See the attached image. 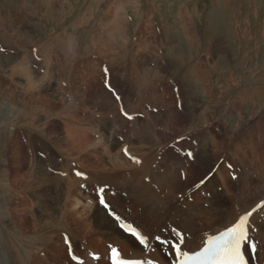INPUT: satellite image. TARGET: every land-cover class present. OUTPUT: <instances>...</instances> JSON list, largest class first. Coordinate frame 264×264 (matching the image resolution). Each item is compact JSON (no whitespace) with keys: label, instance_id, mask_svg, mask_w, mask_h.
I'll return each mask as SVG.
<instances>
[{"label":"rangeland","instance_id":"1","mask_svg":"<svg viewBox=\"0 0 264 264\" xmlns=\"http://www.w3.org/2000/svg\"><path fill=\"white\" fill-rule=\"evenodd\" d=\"M112 21L118 26L112 27ZM159 33L175 36L177 49L169 55V45L161 44L164 50L157 64L152 60L161 43ZM141 35L148 36L151 45L147 51L139 47L148 46L147 39L139 43ZM179 44L186 50L191 48V65L213 66L212 76L206 75L210 83L211 78L215 83L212 96L204 93L203 83L187 85L185 80L189 79H181L191 62L185 67L178 59L184 51ZM22 61L31 66L30 76L23 68L15 67ZM34 80L42 88L27 87ZM261 86L264 0H0V264H20L30 251L31 264H76L72 252L87 257L91 251H98L93 254L97 264H110L109 249L123 250L99 234L87 235L75 229L71 216L65 218L72 221L70 226L61 220L51 228L56 236L42 241L43 234L33 226V211L27 201L20 205L19 214L11 212L13 176L24 175L33 163L35 147L43 170L59 184H69L71 196L81 201L79 216L85 209L84 202L106 208L99 199L100 189L104 188L103 197L111 211L143 234L153 238L158 234L161 239L175 242L176 233L183 232L187 239L183 227L171 224V216L162 219L160 225L142 216L141 206L135 204L139 201L131 191L127 188L117 192L114 183L104 181L108 174L100 168H108L112 155L119 148L124 149L125 139L129 138L135 148L148 152L154 148L153 155L149 152L150 158L157 153L160 161L165 154L166 159L175 160L177 178L178 163L190 170L188 178L182 170L175 198L165 204L172 215L181 206L189 213L232 207L227 194L229 186L219 175V168H223V177L231 178V190L236 192L245 187L243 176L253 183L258 173L264 174L263 165L253 168V163L241 162L238 156L240 149L249 159L254 158L255 152L264 153V99L256 97L258 103L239 101L243 90ZM259 90L264 91V87ZM100 95L111 97L104 101L105 106L97 99ZM77 98L84 99L82 106ZM208 106L209 113L204 111ZM239 111L245 113L248 124L235 140L241 147L237 151L234 147L221 149V154L216 149L211 151L213 140H220L238 124ZM255 121L261 122L256 125ZM144 126L155 132L140 139L136 138L138 134L130 136ZM82 127L91 128L93 137L96 130L99 143L80 151L79 142L83 140L78 130ZM253 129L254 133L247 132ZM122 133L127 138H119L120 143L117 140L115 144ZM66 135L72 137V143L65 139ZM41 143L50 153L42 152L43 148L37 145ZM134 153L132 156L138 157ZM162 171L160 168L157 172ZM37 174L40 177L39 171ZM117 174V180L130 176L125 169ZM262 179L261 183L256 182L260 187L264 186V175ZM103 181L106 183L101 184ZM49 185L55 187L54 183ZM164 195L161 193V198ZM92 216L87 219L88 225L97 229ZM15 217L23 222L20 226L24 230L16 228ZM154 241L156 251L159 249L170 262L169 245ZM134 247L135 251L139 248ZM148 250L151 254L156 252L150 247ZM251 250L256 252V248ZM52 251L57 256L51 255ZM127 252L132 254L130 249Z\"/></svg>","mask_w":264,"mask_h":264},{"label":"bare ground","instance_id":"2","mask_svg":"<svg viewBox=\"0 0 264 264\" xmlns=\"http://www.w3.org/2000/svg\"><path fill=\"white\" fill-rule=\"evenodd\" d=\"M117 21H119V20H117ZM118 24H116L114 21H112L110 23V25L112 27H114V26L116 27V26H118ZM60 45H61V43H60ZM15 67L16 68L21 67L24 69V72L26 74L31 75L32 68L30 65L27 64V62H23V64L18 63L15 65ZM49 78H50V76L47 79H49ZM36 83L37 82L34 80L32 83L27 84V87L31 86L29 88H31L32 90H34V86H37L38 88H40V87L42 88V86H43L42 84L36 85ZM207 83L203 84L204 93H206L207 96L208 95L212 96L213 92L215 91V87H211ZM29 88H27V89H29ZM251 93L253 95L260 96V95L264 94V91L258 89L255 92L254 91L249 92V89H248V92L245 91L242 94H240L241 97L239 98V101L241 103L245 104L247 101H249L248 100L249 99L248 94H251ZM27 96L32 97V94H29V95L27 94ZM110 98L111 97L102 98L100 95V97H98L97 99L100 100V104H104L105 103L104 101L109 100ZM77 99L79 100V103L82 106L81 103H82V101L85 102L84 99L83 100H81L80 98H77ZM239 101H237V103H239ZM40 102L42 103V100ZM69 102H71V101H69ZM111 102H112V100H111ZM234 102H236V101H234ZM105 105H106V103L103 106H105ZM44 106H45V104H44ZM9 111L11 113L12 110L9 109ZM46 111H47V108H46ZM166 113H167V115H171L169 112H166ZM203 113H204V111H203ZM238 115L240 116V120H239L238 124H236L235 128L230 133L225 135L220 140L214 139L213 140V144H214L213 148L210 147L211 151H214L216 149V151L221 154V149L228 150L230 147H234L235 150L237 151L238 148L241 147L240 145H238V143L235 140L238 138L237 137V136H239L238 134L240 132H242L243 129H245V127H247L248 124L246 123V118H245L244 112L239 111ZM148 116H149V114H147V118H148ZM152 117L150 116L151 121H152ZM209 117H211V116H209ZM32 120H34V118H32ZM260 122L261 121H255V124L258 125ZM88 129L90 132L89 134L87 133ZM120 130H121V128H120ZM78 131L82 132L81 137L83 140V141L79 142L78 149L80 151L84 150L86 146L94 145L97 142L99 143V141H97V139L99 140V138L95 139L96 138L95 134L97 133L96 130L93 133L94 137L91 135V128L82 127ZM120 132H123V131L121 130ZM153 132H155V131L152 130V128L150 130V128H146L144 126V127H142V129H140L138 131H134L133 133H131L130 136L138 134V136L136 138L140 139V138H145L144 135H149ZM247 132L252 134V133H254V129L253 130H247ZM263 134H264V130H263L262 135ZM126 135L127 134H123V133L118 135L117 136L118 139H116L115 144H117V140H118V143H120L119 138L122 140H124L125 137L127 138ZM128 136H129V134H128ZM65 139L68 142H71V143L73 142L72 137L69 138L67 135L65 136ZM125 141H127L126 145L128 144V146H129V148H127L128 153L131 156H132V152L133 153L135 152L136 154H138V157L137 156L136 157L138 158V160L140 162L136 163V162L131 161L130 155L125 154V152H124V149L126 148V145H125L124 149L122 147H121L122 149L117 148L118 149L117 152L112 155V157L110 158V162H109L110 167L108 165V168L107 167H106V169L100 168V170L106 171L104 173L110 175V176H108V175L105 176L106 180H104V181H108V183L109 182L114 183L113 186H115V189L117 190V192H121V190L127 189V188H128V190L131 191V193L139 201V202L136 201L135 204H137L139 207L141 206V208H142L141 215L142 216L146 217L151 222H154L156 225L159 224V222H161L162 219H166L167 218L166 216H168V218H169V216H171L170 218H171V224L172 225H175L176 227H183L186 230V236H187L186 240L190 242V243H188V248H190V249H186L182 246L183 250L184 251H197V250H199L198 245H201L203 242H206L208 236L218 234L220 231L224 230L225 226H231V223L234 220H236L239 216L243 215L247 211H251L253 208H256V211L253 212L252 216L249 219V223H250L249 235H250L251 243H246L245 245H243L241 252H242V255L246 261V264H264V228H263L264 222L262 224H259V221H261V220L264 221V205H261V202L264 201V186L260 187V185L258 183H256L257 181H259L260 183H261V181H263L262 176L264 174L262 175V174L258 173V175H257L258 179H256V181H253V183L250 182L249 178H247L246 176H243L242 184H245V187H243V188L241 187L240 190H238V192H236L234 190H231L232 189L231 184H230L231 178L230 177H223L221 174L223 172V170H222L223 168H219V170H218L219 175L221 176V178H224L225 183H227L229 186L227 194H228V198L230 199V201L233 202V206L232 207L226 206L220 210L216 209L214 211L199 209V211H194L193 213H191V212L189 213V211L186 210L187 208L183 209V208H181L182 207L181 206L180 208L177 207L175 212H173V215H172L170 213L171 210L169 208H166L167 206H165V204L172 203L173 198H175L173 194L175 193V190L178 187L177 185L180 181V175H181L180 173H182V170L186 174L185 175L186 177L190 173V170L186 169V167H184L183 164L181 165L178 163V166L180 167V168L178 167L179 168L178 171H180V172H179V178H177V175L175 174L176 170H177V166H175L176 165L175 160H173V159L169 160V158L166 159V154H165L163 156L164 160L162 159L160 161V160H158L159 157H157V153H154L153 158H150L149 152H151L153 155V149L154 148L151 149L152 147H150L149 152H148V150H143L142 148L141 149L135 148V146H134L135 143L130 145L129 144L130 143L129 138L125 139ZM61 144H63L62 140H61ZM37 145L41 149L43 148L42 152H49L50 153V149L46 148L43 143L37 144ZM105 145H106V143H105ZM157 145H155V146H157ZM155 146H153V147H155ZM158 147H157V149H158ZM155 151H156V149H155ZM241 151H242L241 149L238 150V156H239L241 162L249 161V162L253 163V164H251V166L253 168L259 164L264 166V153L255 152L254 158L249 159L247 157V155ZM230 154L231 153H229V155ZM31 159L33 160V163L28 165L27 171H24V175L13 176V179H12L13 184L10 187H13L14 190H12V192L10 193L11 195L9 197V200L11 202L10 210H11V212L16 211L17 214H19L20 213L19 212L20 205L24 206L23 203L25 201H27L29 204V205H27L29 210L32 209V211H33V220H32L33 226L36 228L35 229L36 232H38L39 234L40 233L43 234L42 237H40L42 239V241H46L47 239H51L56 234V233L55 234L52 233L55 231L51 232V228L54 225L58 224L59 222H62L61 220H64V222H66V224L70 226L72 221L67 220L65 218L67 216H71V217H73V222L76 223L75 229L79 230L80 232L88 233L87 235H89V234L91 235L94 233L99 234L100 236L105 237L108 240H110L111 243L116 244V245H120L123 248V250H120L121 258L141 259V260H145V261L153 260L156 262V264H172L173 261H176L179 259L178 257H175L174 255H172V256L170 255V262H167L166 258L163 257L161 255V253L159 252V249L156 251L157 247L154 244L155 243L154 238L151 237V235L148 233H146L144 235H148L150 238L149 247H150V249L151 248L155 249L156 252L154 254H151L149 252V250H145L144 246L139 244V242L136 240L135 237H133L130 233H127L124 229H122L119 226V222L116 219H114L112 217H111L112 218L111 219L109 217L110 215L108 213V210H106V208H104L102 206L93 205L91 202H84L83 204L85 206L84 207L85 209H82V213L79 216L78 212H79L80 208L78 206L81 203V201L77 200L74 195L71 196L70 191H72V188L69 187V184H67V183L59 184L58 181L51 174H49L46 170L45 171L43 170L44 165L39 160V155H37L36 147H35V152L32 154ZM164 164H165L166 168L163 167ZM153 165H154V168H157V170L153 169ZM150 166L152 167V169ZM160 168H163V171L161 172L163 174L157 172L158 170H160ZM122 169L127 170L129 172L130 176L127 177V175L126 176L124 175L125 178H122L121 180H117V176H119L117 173L119 171H121ZM262 169H264V167H262L261 170ZM38 171H39L40 177L37 174ZM188 176H190V174ZM104 181L101 184L106 183ZM7 182H8V180H7ZM50 183H54L55 187L51 188L49 185ZM70 183H71V181H70ZM5 185H7V184H5ZM57 187H58V192H57ZM160 191H161V193L165 194L163 198H161L162 197L161 193H158ZM131 193H130V195H131ZM28 198H30V199H28ZM49 200L55 201L54 203H56V204H52L51 202H49ZM257 205H261V207L257 208ZM161 210H164L163 214H161ZM92 215H94L97 229L91 228L89 226L90 222L89 223L87 222V219L90 218ZM82 217L85 218V220L84 219L80 220V218H82ZM16 219H17V217H15V219H14L15 220L14 224H15L16 228L17 229L19 228L20 231H21V229L24 230V228L20 226V224H22L23 222H21L20 220L17 221L19 219V217L17 220ZM144 221H145V219H144ZM197 223H203V225L200 226ZM23 225H25V224H23ZM49 228H50V231H47ZM62 230H64V229H62ZM157 232H158V230H157ZM153 234H154V232H153ZM1 235H2V233L0 232V236ZM16 235H18V234H16ZM71 235L73 237H75L74 234H71ZM65 239H67V238H65ZM63 243H64V240H63ZM251 244L257 245L255 253H252ZM134 246L139 247L137 249V251H135ZM112 249L113 248L109 249V251H108V259H109L110 264H113V261L110 257ZM128 249H130L132 251L131 255L128 254V252H127ZM94 250H95V248H94ZM168 251L172 253V252H174V248H172L171 251L170 250H168ZM51 253H52L51 255L57 256V252L52 251ZM94 253L98 254V251H91L87 257L85 255H81V257H83V259L80 256L76 255L74 252H72L71 254L73 255V258L74 257L77 258V259H75V261L80 263V264H97V261H94V260H96V259H94L96 257V255H93ZM25 263L31 264V251L27 253L25 260L24 261L22 260V262H20V264H25ZM78 263H76V264H78Z\"/></svg>","mask_w":264,"mask_h":264},{"label":"snow or ice","instance_id":"3","mask_svg":"<svg viewBox=\"0 0 264 264\" xmlns=\"http://www.w3.org/2000/svg\"><path fill=\"white\" fill-rule=\"evenodd\" d=\"M116 99L119 100L120 97L116 96ZM123 111V107L121 108ZM125 116L128 115L127 112L124 113ZM125 154H128V149H124ZM189 156H192V153H188ZM130 158L139 163L137 157L131 156ZM77 175H83L82 172H78ZM204 181H201V184ZM200 185H196L199 187ZM104 188L100 189V203L104 204L106 208L109 209L112 216L119 222V226L131 233L133 237L143 245L145 250H148L150 244V238L148 235H144L136 227H133L132 224L126 223L119 215L111 211L110 206L105 202L104 197ZM261 205H264V201L261 202ZM257 205V208L261 207ZM256 211V208H253L251 211L245 212L243 215L239 216L236 220L231 223V226H225L223 231H220L218 235H210L207 237L206 242H203L201 245H198V251H184V248L188 247L189 241L186 240V237L183 232H177L176 235L178 239L175 242L169 241L168 239H161V236L157 235L154 237L155 240L159 241L161 245L167 244L169 248H174L172 255L178 257L179 259L173 261L172 264H246L244 257L241 254L242 246L246 243H251L249 228L250 223L249 219L252 216L253 212ZM252 248L257 247L256 244H251ZM114 254L118 255V250L112 249ZM74 259H77L74 257ZM116 264H156L153 260H117Z\"/></svg>","mask_w":264,"mask_h":264},{"label":"crops","instance_id":"4","mask_svg":"<svg viewBox=\"0 0 264 264\" xmlns=\"http://www.w3.org/2000/svg\"><path fill=\"white\" fill-rule=\"evenodd\" d=\"M186 31V30H185ZM184 30H183V32H185ZM161 33V32H160ZM159 33V35L160 36H162L161 38H160V44H158L157 45V48H156V54H157V57H156V59H153L152 61L153 62H156L157 64H158V62H159V54H161V53H163V50L161 49V44H163V45H165V46H167V45H169V48H168V53H169V55L171 54L170 52L171 51H174V50H176L177 49V44L176 43H174V41H176L177 42V38H175V36H173V35H169L168 33H166V34H164V35H162V34H160ZM140 35V34H139ZM139 37H141L142 39L139 41V43H143L144 42V39H147V42H148V46H141V45H139V47H142V51H143V49H145L144 51H147V49L146 48H148L151 44H150V42H149V39H148V36L147 37H143L142 35L141 36H139ZM153 37V36H152ZM154 37H156V36H154ZM138 38L136 37V40H137ZM171 40H173V42H172V44H170L171 43ZM154 43V40L152 41V44ZM181 43V42H180ZM181 44H179V46H180ZM180 50H184L182 53H181V56H179L178 57V59L180 60V61H182L183 63H184V66H185V64H189L190 62V64H189V66H188V69L186 70V74H185V77H182L181 79L182 80H185L184 78H188L189 80H185L186 82H188V84L187 85H193V84H199V85H201L202 83L204 84H206L207 82V84L208 85H210L211 87H214V81H213V79L211 78V83L208 81V77L206 76L207 75V73L209 74V75H211L212 76V74H213V69H212V67L213 66H206L205 67V69H204V67H199V66H197L196 67V65H191L192 64V58H191V52H192V50H191V48H189V50H186L185 49V47H184V45L182 46L181 45V48H180ZM188 51V52H187ZM186 54V55H185ZM175 59H177V58H175ZM156 63H153V66H155L156 65ZM186 67V66H185ZM191 68V69H190ZM199 68V69H198ZM198 69V70H197ZM199 71V72H198ZM195 72V73H194ZM198 72V73H197ZM206 74H205V73ZM202 73V74H201ZM193 74V75H192ZM202 75V76H201ZM208 75V76H209ZM197 77V78H196ZM197 79V80H196ZM207 80V81H206ZM204 81V82H203ZM213 82V83H212ZM185 84V83H184ZM204 87V86H203ZM202 87V88H203ZM261 87H264V86H261ZM261 87H258V88H254V89H249V92H255L256 90H258V89H260ZM185 90V89H184ZM251 90V91H250ZM248 92V89H245V90H243V92ZM243 92H241L240 94H242ZM249 95V101H247V103H258V100H263L264 99V94L263 95H260V96H258V95H254L253 96V94L251 93V94H248ZM258 96V100H257V97ZM241 97V96H240ZM255 100H257L256 102H253V101H255ZM209 106H208V108L207 107H205V109H204V111H206V112H208L209 113Z\"/></svg>","mask_w":264,"mask_h":264}]
</instances>
